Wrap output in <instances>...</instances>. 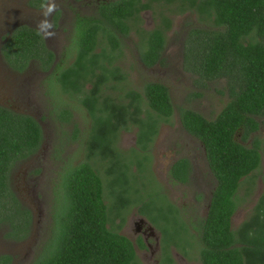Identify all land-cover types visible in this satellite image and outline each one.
I'll return each instance as SVG.
<instances>
[{
  "label": "trees",
  "instance_id": "trees-1",
  "mask_svg": "<svg viewBox=\"0 0 264 264\" xmlns=\"http://www.w3.org/2000/svg\"><path fill=\"white\" fill-rule=\"evenodd\" d=\"M153 1L173 5L177 13L189 11L196 16L199 24L188 29L184 41L185 69L202 80H224L228 94L226 103L211 119L191 108L178 109L182 128L203 146L215 184L206 213L191 221V228L179 220L174 204L168 202V212L162 215L163 206L154 203L152 194L144 196L147 215L154 222L159 216L164 225L160 228L158 264H174L169 253L173 242L189 258L186 246L192 244V239L199 245L201 264H264V174L262 191L249 216L236 229L231 227L238 188L244 178L253 182L264 156V138L253 135L264 119V0H115L101 4L100 19L77 20L72 42L65 51L73 54V60L57 61L48 80L52 82L51 91L59 96L51 92L50 112L57 115L58 121L72 118L62 95L76 96L90 116L84 160L68 163L60 171L50 234L28 264H138L133 242L108 226L110 214L119 216L139 194L138 176L129 174V163L116 147L117 137L120 131L135 126L136 145L142 152L147 150L158 122H167L174 106L167 86L157 81L146 82L142 92L128 90L123 95L126 101L106 90L115 89L125 79L113 60L121 36L129 33L128 21L137 18L141 10L151 9ZM42 2L30 0V5L40 6ZM160 18L154 29L140 30L144 40L141 36L139 56L146 66L162 61L170 20L163 13ZM99 35L106 39L108 48L96 52ZM7 46L11 50L5 56L12 67L19 61L22 69L35 59L43 70H48L55 62L41 33L27 25L10 34ZM42 141L43 133L34 117L0 106V226L7 228L6 238L22 240L31 230V211L12 189L10 173L18 161L35 155ZM66 142H60L61 147L54 151L60 154ZM130 153V157L139 156L134 148ZM139 157L136 163L141 167L147 157ZM96 162L108 165L105 181ZM191 170L189 159L180 157L171 164L169 175L175 182L187 183ZM105 187L117 202H105ZM137 242L143 247L141 238ZM10 261L9 254H0V264Z\"/></svg>",
  "mask_w": 264,
  "mask_h": 264
},
{
  "label": "rangeland",
  "instance_id": "rangeland-1",
  "mask_svg": "<svg viewBox=\"0 0 264 264\" xmlns=\"http://www.w3.org/2000/svg\"><path fill=\"white\" fill-rule=\"evenodd\" d=\"M67 1L63 0L62 2L66 3ZM23 4V0H0V36L7 33V28L5 30L3 26L9 25L14 20L12 16H10L12 18L6 17L9 16V13L6 12L8 11L7 8L15 5L22 10L20 17L17 16L15 21H32L42 26L47 31L48 43L52 48H55L59 60L63 59L65 63H70L73 60V54L69 51L63 55L65 50L63 53L60 51L63 50V43H68L66 40L69 41L71 13L65 8L63 18L53 21L49 27L43 23L44 19L48 17L53 8L60 4L58 1L51 0L50 5L41 15H30L23 9ZM82 10L80 8V11ZM161 13L168 16L170 20V27L165 31L162 61L152 66H146L139 56L142 40H144V36L140 35V30H152L157 27L160 24ZM3 17L6 18L3 19ZM1 23H3L2 27ZM198 24L196 16L189 11L177 13L173 5L157 4L151 9L141 12L137 18L131 19L129 33L126 36H121L119 48L114 53L113 62L125 74V79L119 82L115 89L109 88L106 92L113 96L119 94L122 101H126L123 95L128 90L142 92L146 82L157 81L167 86L174 106V113L168 121L160 120L158 122L157 133L147 150L142 152L136 145L137 128L135 126L120 131L117 137L116 147L126 157L125 161L129 163V174L133 173L138 176L137 187L140 195H135L134 200L136 201L122 208L119 216H115L112 212L108 226L116 229L133 242L138 264H156L155 259L159 253L154 251L152 255L150 249L138 244L137 240L142 238V235L140 232H136L134 222L139 218L144 219L161 240L160 228L164 226L159 216L158 222H154L151 216L147 215L148 209L143 205L144 196L149 192L152 194L150 197L154 199V203L163 206V209L160 210L162 215L168 212L166 206L170 202L182 208V218L185 221H193L196 217L205 214V207L215 184V178L208 167L202 144L182 128L178 119V109L182 107L196 110L208 119L214 118L228 100L224 80H202L197 74L185 69L184 41L188 29L198 26ZM3 30L5 31L3 32ZM104 47L108 48L107 41L103 36H100L95 51L98 52L100 48ZM33 65L35 66V64ZM33 71L34 67L23 73V79L25 80L27 75H32L31 72ZM35 71L36 79L34 83L32 82L30 94H26L25 88L23 90L17 88L19 76L6 66L0 54V82L5 78L7 83V88L2 90L0 87L2 90L0 91V103L11 106L17 111L24 110L34 114L43 122L45 131L43 147L40 151L36 152L34 157L18 161L10 173L12 189L19 201L29 208L34 216L31 230L28 236L22 240L6 238L4 233L7 228L0 226V253L12 254L15 257L14 264H28L49 236L53 223L54 190L59 180L60 171L68 163L75 164L84 160V138L91 122L90 116L78 103L76 96L62 95L61 97L66 101L65 106L72 111V118L68 122L59 123L68 136L65 139L67 141L65 148L60 154L55 155L52 144L62 136L58 129L60 126L57 124L54 128L55 122L53 123L51 119L47 122L44 118L46 112L45 91L43 93L44 87L38 86L37 81L41 75L38 74L36 68ZM54 94L57 95L56 92ZM57 97L59 96L57 95ZM28 99L31 102H28ZM75 129L78 130L73 136ZM253 135L264 138V119L261 121L258 131ZM133 148L139 151V156L146 155L147 157L141 167L136 163L140 162L139 156L130 157ZM180 157H187L191 163L192 172L188 183L185 184L173 181L169 175L171 164ZM94 165L105 181V168L108 165L104 162H96ZM263 174L264 156L259 168L254 172L253 182L250 184V180L244 178L238 188L237 207L231 217L232 229H236L249 216L262 191L261 177ZM104 196L108 205L117 202L108 194L106 187ZM150 241L153 250H155L153 239ZM192 241L194 242V239ZM198 246V243L194 242L192 248H186L189 252V258L184 256L185 261H180L176 256V250H171L169 247V253L174 264H201L198 258Z\"/></svg>",
  "mask_w": 264,
  "mask_h": 264
},
{
  "label": "flooded vegetation",
  "instance_id": "flooded-vegetation-1",
  "mask_svg": "<svg viewBox=\"0 0 264 264\" xmlns=\"http://www.w3.org/2000/svg\"><path fill=\"white\" fill-rule=\"evenodd\" d=\"M56 1H58L60 4H58L55 8H53V10L50 12V14L48 15V17H46L44 19V22L47 21L46 25H48V24H51L55 20H59V19L63 18V16H64L63 15V12H65V8L71 13V17L69 18V20L71 21L70 22L71 23V29H70V32H69L70 33V35H69L70 37H69V41L66 40L68 43H66V42L63 43V50L61 49V51H60V53H63L64 50L65 51L67 50V48L70 46V44L72 42V37H73V33H74V27H75V23L77 22V20L79 18H81V17H86L87 19H92V20L100 19V8H101V4L102 3L106 4V3H109V2L115 1V0H68L66 3H63L62 2L63 0H56ZM146 1L147 0H142V2H146ZM23 2H24L23 9H25L27 13H30V15H33V14L41 15L42 12L44 10H46V8H48V6L50 5L51 0H44V2H42V5H40V6H37L38 5L37 3L35 5H30V0H23ZM157 4H163V2L162 1H160V2L153 1L152 2V5L153 6H155ZM80 8L83 9V10L80 11ZM7 10L8 11H6V12L9 13V16H6V17L12 16L14 18H12V17H10V18H12L14 20H12L9 25L3 26V27H5V30L7 28V33H4V35H1L0 36V54H1L2 59L4 60V63L6 64V66L12 72H14L15 75L18 74V76H19V82L17 83V88H19L21 90H23V88H25L26 89V94L27 93L30 94V90H31L32 85H33L32 82L34 83V81L36 79V76H35L36 75L35 68L37 69L38 74L41 75L40 78H39V80L37 81V83H38V86H41L42 88L44 87L43 88V93L45 91V97H46V99H45V102H46L45 110H46V112H45L44 118H45V120L47 122L50 119L53 121V123L55 122L54 123L55 124L54 125V128L58 124L60 126V127H58V129L60 131V134L62 135L60 138H58L59 141L56 140V142H54L52 144L53 151H54V149L56 147H61V146H59V145H61L59 143L60 142H63L66 139V136H67V134L65 132V129L63 130L62 129V126L59 124V123H65V122H63L61 120L58 121L57 120V115L55 113H51L50 112L51 109L53 108V105H52V103H53V95L51 93V84H52V82H50L51 80H48V76L51 73L54 64L57 61H59V58L57 56L58 53H56L55 48H52L49 45L47 31L44 30L42 28V26H39V25L33 23L32 21H15V19L18 18L17 16L20 17L21 12H22V10L19 7L15 6V5L8 6ZM145 10H149V9L141 10L139 12V14L141 12L145 11ZM26 12H24V13H26ZM6 17H3V19L6 18ZM40 18H42V17H40ZM130 21L131 20L128 21L129 24H130ZM12 22H15V23L13 24ZM34 22H35V20H34ZM2 25H3V23H1V27H2ZM23 25H27V26H29L31 28H34V29L38 30L41 33V35H42V37H43V39L45 41V44H46L47 49H49V51H51V52L54 53V55H55V62L51 63L50 68L48 70H43L41 68L40 62H38L35 59L29 60V62L27 64H25L24 65V68H22V69L20 68L22 66L21 62L18 61V63H16V66L17 67L16 66L15 67H12L10 65V63L7 61L6 56H5V52L11 50L7 46V40L9 38L10 34L16 28H18L20 26H23ZM5 30H3V32ZM99 37H100V35H99ZM65 54L66 53H64L63 55H65ZM33 64H35L36 67ZM32 67H34V71L31 72L32 75H27L29 78L26 77L25 80H24L22 74L25 73V72H27V71H29V70H31ZM8 80L11 81V79H8ZM0 87H1L2 90L5 89V88H7V83L5 82V78H4L3 81L0 82ZM1 89H0V91H2ZM54 97L57 98L56 96H54ZM27 101L28 102H31L29 99ZM26 104H28V103H26ZM32 104H34V103H32ZM0 106L5 107V108H8V109H11L13 111H16V112H19V113H22V114H26V115H30V116L34 117L38 121V123L40 124L41 130H42V133H43V140H44V133H45V131H44V126L42 124L43 122L41 120H39L34 114H31L30 112H27V111H24V110L23 111H19V110L17 111L16 109L12 108L11 106H6V105H4L2 103H0ZM65 145L66 144H62V146H63L62 147V150L65 148ZM42 147H43V141L41 143L40 149ZM40 149L38 151H40ZM54 153H55V155L57 154L56 153V150L54 151ZM35 155H33L31 157H34ZM191 172H192V170H191ZM178 183H180V182H178ZM183 184H185V183H183ZM210 195H211V192H210ZM209 198H210V196H209ZM209 198H208V201H209ZM207 205H208V202H207ZM207 205L205 207L206 210H207ZM175 207H176V210H175L176 211V215L179 218V220L184 221L185 222L184 224L187 227L191 228L190 222L192 220H190V221L186 220L185 221L182 218V212H181L182 211V208H179L177 206H175ZM31 214H32V223H33L34 222V220H33L34 216H33L32 211H31ZM134 225H135L136 232H140L141 235H142V238L143 239L141 237L140 238L142 239L143 247H145L146 249L147 248L150 249L152 255L154 254V251L155 252L158 251V253H159L158 254V257L155 259V263L157 264V262H159V257H160V254H161V247H160L161 244L160 243H162V241H161L160 237H158V236L155 235L152 227L149 224H147L146 221L144 219H142V218H139L137 221H135L134 222ZM161 236H162V233H161ZM150 239H153V242L155 244V250H153V248H152V243H151ZM172 241H174V239H172ZM174 243L175 242L169 244V247L171 248V250H176L175 251V252H177V255L176 256L178 257V259L180 261H185L184 255L182 254V252L180 251V249L174 245ZM193 245H194V242L192 241V244L189 245V246L187 245L186 248L187 249L192 248ZM0 254H4V252L3 253H0ZM6 254H9L11 256V261H10L9 264H14V262H15L14 258L15 257L12 254H10V253H6Z\"/></svg>",
  "mask_w": 264,
  "mask_h": 264
},
{
  "label": "clouds",
  "instance_id": "clouds-1",
  "mask_svg": "<svg viewBox=\"0 0 264 264\" xmlns=\"http://www.w3.org/2000/svg\"><path fill=\"white\" fill-rule=\"evenodd\" d=\"M43 23H47V21H45V22H43ZM48 26H49V27H51V25H50V24H48Z\"/></svg>",
  "mask_w": 264,
  "mask_h": 264
}]
</instances>
